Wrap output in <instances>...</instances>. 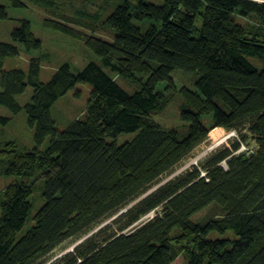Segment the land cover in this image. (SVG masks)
<instances>
[{"label":"trees","instance_id":"trees-1","mask_svg":"<svg viewBox=\"0 0 264 264\" xmlns=\"http://www.w3.org/2000/svg\"><path fill=\"white\" fill-rule=\"evenodd\" d=\"M8 17L0 4V19ZM107 21L116 30L112 40L46 19V26L83 39L101 58L77 73L64 63L47 82L39 79L38 58L28 70L3 69L7 56L19 54L18 43L41 47L29 20L19 19L12 42L0 40V105L14 114L26 111L36 144L24 152L14 142L0 149V175L17 177L0 196V264H172L181 241L191 245L186 264H264V68L249 59L264 58V3L136 0L118 5ZM176 69L198 75L181 111L186 131L152 117L164 100L156 86L168 81L174 87ZM138 73L133 93L113 76ZM79 83L92 86L85 116L59 130L52 106ZM29 85L33 92L21 104L17 96ZM10 121L0 115V124ZM214 127L246 128L255 149L238 153L241 143L233 142L149 192ZM122 133L135 135L118 144ZM37 165L45 171L43 204L17 239L32 208L33 186L23 177ZM209 206L217 210L212 216L194 219ZM229 231L233 239L223 236ZM69 239L73 250L51 261Z\"/></svg>","mask_w":264,"mask_h":264},{"label":"rangeland","instance_id":"rangeland-1","mask_svg":"<svg viewBox=\"0 0 264 264\" xmlns=\"http://www.w3.org/2000/svg\"><path fill=\"white\" fill-rule=\"evenodd\" d=\"M151 1L157 3L163 2V0ZM24 2L26 4L25 7L16 8L12 6L9 0H0V4L7 7L9 15L6 19H0V40L12 42L11 33L19 25V19L24 18L31 22L34 34L41 40V47L27 49L24 45L18 43L19 54L7 56L3 69L20 68L28 70L30 60L38 58L40 62L39 79L43 82L49 81L56 70L64 63H69L72 71L75 73L91 61L101 63V58L86 45L83 39L46 26V19L60 20L81 32L112 40L116 30L108 23L107 17L120 4L125 2L130 3L131 6L136 4V0H42V2L40 0H24ZM133 22L144 29L149 23L148 20L142 22L135 19ZM197 25H201V18L197 21ZM249 59L258 69L264 68V58L261 56L250 55ZM113 76L130 93H133L140 87V81L142 80V75L139 73L135 78L131 79L123 78L116 74H113ZM197 76L195 73L176 69L172 73L174 87L170 88L168 81H161L157 84V91L163 94L164 100L161 106L152 113V117L162 127L186 131L187 124L181 119V111L183 107L188 105L186 102V92L196 89L195 81ZM91 90V84L79 83L74 89L69 90L55 102L52 106V116L59 130L66 129L74 120L85 116ZM77 91H79L78 95H76ZM32 92L33 87L29 85L23 94L17 96L18 101L21 104L26 103ZM0 115L11 117V121L8 124H0V149L9 142H14L18 152H24L35 147V129L30 125L28 115L24 109L20 113L14 114L7 106L0 105ZM205 119L209 120V117H205ZM212 131L217 132L215 138L209 134L205 142L195 148L171 171L164 174L149 192L184 174L193 166H200L201 163L217 150L223 147L231 148L233 142L238 141L241 143V147L237 151L238 153L248 152L249 150H254L256 147L252 134L246 128L228 131L221 127H214L210 132ZM134 135L135 133H122L116 138V142L122 144L124 141L133 138ZM109 140L112 139L109 138ZM46 144L43 145V149L46 147ZM222 165L227 168L226 162H223ZM44 174L45 171L37 165L29 175L23 177L25 181L33 186V192L30 196L32 208L27 223L18 232L17 239L21 238L32 227L34 215L43 204ZM16 178L13 175H0V196L6 186ZM215 211L217 210L213 206H209L198 212L194 216V219L200 221L206 220ZM155 214L156 212L153 211L143 217L141 221L143 222ZM209 236L212 238L222 237V235L215 233ZM223 236L231 239L234 238V234L231 231ZM190 246V243L187 241L178 242L176 244L178 256L172 264H186V251ZM73 247V239L66 240L54 251L51 261L72 251Z\"/></svg>","mask_w":264,"mask_h":264},{"label":"bare ground","instance_id":"bare-ground-1","mask_svg":"<svg viewBox=\"0 0 264 264\" xmlns=\"http://www.w3.org/2000/svg\"><path fill=\"white\" fill-rule=\"evenodd\" d=\"M210 135L215 138L217 136V132L212 131V132H210Z\"/></svg>","mask_w":264,"mask_h":264},{"label":"water","instance_id":"water-1","mask_svg":"<svg viewBox=\"0 0 264 264\" xmlns=\"http://www.w3.org/2000/svg\"><path fill=\"white\" fill-rule=\"evenodd\" d=\"M252 1L264 3V0H252Z\"/></svg>","mask_w":264,"mask_h":264}]
</instances>
